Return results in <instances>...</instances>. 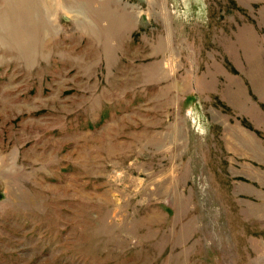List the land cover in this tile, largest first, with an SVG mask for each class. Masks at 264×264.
Returning a JSON list of instances; mask_svg holds the SVG:
<instances>
[{
  "label": "rangeland",
  "instance_id": "obj_1",
  "mask_svg": "<svg viewBox=\"0 0 264 264\" xmlns=\"http://www.w3.org/2000/svg\"><path fill=\"white\" fill-rule=\"evenodd\" d=\"M0 264H264V0H0Z\"/></svg>",
  "mask_w": 264,
  "mask_h": 264
}]
</instances>
